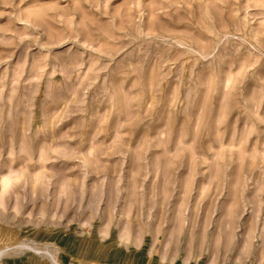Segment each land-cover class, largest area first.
<instances>
[{
    "label": "rangeland",
    "instance_id": "1",
    "mask_svg": "<svg viewBox=\"0 0 264 264\" xmlns=\"http://www.w3.org/2000/svg\"><path fill=\"white\" fill-rule=\"evenodd\" d=\"M0 264H264V0H0Z\"/></svg>",
    "mask_w": 264,
    "mask_h": 264
}]
</instances>
